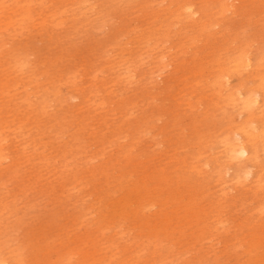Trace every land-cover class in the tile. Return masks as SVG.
I'll return each mask as SVG.
<instances>
[{"label":"rangeland","instance_id":"1","mask_svg":"<svg viewBox=\"0 0 264 264\" xmlns=\"http://www.w3.org/2000/svg\"><path fill=\"white\" fill-rule=\"evenodd\" d=\"M37 1L32 3V9L37 8L32 11L35 13L34 23L23 22L4 27L0 21V156L7 157L0 163V244L4 251L7 250L4 256L6 262L14 264L11 257L16 255L23 264H52L56 258H61V264H110L108 260L111 256L115 259L113 264H246L244 245L242 247L240 243L260 238L263 228L259 222H264V190L261 192V189L252 186L251 177H242V182L229 178L234 162L227 163L217 158L220 166L212 165L213 158L221 150L219 139L230 134L228 129L240 123L243 114H237L236 107L227 106L223 103L224 100L217 99L214 96L216 89L210 81L217 73L214 67L218 56V60H223L224 56L231 57L242 50L249 55L251 63L260 64L259 60L264 57V0H225L228 6L222 10L224 13L217 7L218 0H192L203 11L199 21L196 17L198 15L194 16L195 23L185 19L183 21L180 19L182 15L178 16L179 21L181 20L179 23L174 11H171L175 8L174 3L180 0H148L153 8L147 4V0H119L120 3L118 0H72L73 3L70 0H47L50 4L46 0H40L42 5ZM98 2L102 4L99 5ZM17 4L21 5L22 1L0 0V20L6 13H14L18 8ZM76 4H80V7ZM115 4L120 12L115 9ZM166 4L170 6H164ZM85 6L87 7L84 9ZM45 8H48V13L52 9L54 12L60 9L61 12L55 14L59 18L56 20L54 15L52 19H48L52 20V24L49 21L47 25H39L40 21L36 23V12L47 14ZM72 8L76 9L73 11ZM3 9L6 10L2 11ZM92 9L97 12H91ZM62 11L65 14L68 12V15ZM69 12L74 13V16L69 15ZM79 14L87 17L91 24L85 17L84 23L85 19ZM100 15L105 16L100 18ZM67 17L72 21L67 20ZM55 20L56 23L60 22L59 25L55 24ZM77 20L80 22L79 26ZM151 23H155L154 26L158 29H153ZM199 23L205 24V29L200 30ZM172 24L174 29L170 28ZM132 25L143 29L138 28L137 31L133 28L136 32H133L134 37L131 33ZM162 25H168L169 28ZM149 32H154L156 37H152ZM162 35L167 36L165 38ZM145 36L149 38L148 42ZM186 37L193 39L188 41ZM182 40L186 42L183 43ZM130 43L132 45L129 46ZM141 43L147 46L141 47ZM190 43H193L192 46ZM120 45L126 46V53ZM184 46H187V51ZM170 47L171 53L168 54L166 49L170 52ZM181 51L186 52L183 54ZM127 53L131 55L128 56ZM105 58L106 61L103 60ZM108 59L111 61H107ZM123 61L126 62L123 64ZM261 61L264 65V58ZM156 63L157 68L154 66ZM110 66H114L113 71ZM115 67L117 70H114ZM125 67L131 68L130 71ZM251 70L248 67L238 73H230L228 81L232 83L229 85L234 88L243 85V91L250 90L255 85ZM196 71H201V74L196 75ZM112 81L120 84L114 82L112 85ZM258 153V159L263 163L264 154L262 151ZM192 167L199 168V172L192 170ZM253 168L258 170L257 166L253 165L251 168L257 173ZM259 172L261 178H264V172ZM240 182H245L243 188ZM142 185L145 189L132 191ZM124 193L133 199L131 204L120 203ZM148 193L154 194L157 199L169 201L167 205H161L162 209L159 211H166L165 217L168 215L170 220L156 219L155 226H151L145 218L140 219L136 214V217L129 215L125 219L127 221H118L124 211L130 209L136 212L142 202L140 198ZM192 201L194 202L191 203ZM107 202L108 205L113 204L106 206ZM156 209H151L150 214L155 213ZM258 209L263 211L258 212L259 215L256 212ZM100 211L102 215L106 214L108 217L109 214H114L115 217L110 230L104 235H100V228L103 226L101 220L106 217H100ZM201 212L209 213V219L203 215L200 217L198 214ZM221 219L222 222H217ZM172 224L176 225L171 226ZM213 225L217 226L216 231ZM240 237L242 239L238 243L237 239ZM260 251L264 252V247ZM0 252L3 250L0 249ZM261 252L255 255L259 257L256 262L264 264Z\"/></svg>","mask_w":264,"mask_h":264},{"label":"bare ground","instance_id":"2","mask_svg":"<svg viewBox=\"0 0 264 264\" xmlns=\"http://www.w3.org/2000/svg\"><path fill=\"white\" fill-rule=\"evenodd\" d=\"M12 1V0H11ZM22 1V4L20 5H18V8H17V10L14 12V13H12V12H8V13H6L4 16H2L1 17V22L3 23V25H5L4 27H7V26H10V25H12V24H19V23H23V22H26V23H30V24H32V23H34L33 22V20H34V14L32 13V11H33V9H32V3H34L33 1L34 0H21ZM39 1V3H40V5H42L41 4V1L40 0H38ZM37 1V2H38ZM45 1V0H44ZM43 1V2H44ZM53 1V0H52ZM55 1V0H54ZM59 1V0H58ZM72 3H73V1L72 0H70ZM70 1H68V2H70ZM95 1H98V0H95ZM101 1V0H100ZM119 1V0H118ZM122 1V0H121ZM121 1H119V3L121 2ZM127 1V0H126ZM172 1V0H171ZM176 1H178V0H176ZM198 1V0H197ZM202 1V0H201ZM200 1V2H201ZM204 1H206V0H204ZM36 2V1H35ZM46 2H47V0H46ZM45 2V3H46ZM48 2H50L49 0H48ZM47 2V3H48ZM63 2H64V0H63ZM63 2H61V4H63ZM66 3H67V1H65ZM70 2V3H71ZM115 2H117V1H115ZM124 2V1H123ZM122 2V3H123ZM173 2V1H172ZM172 2H171V4H172ZM218 2H219V4H218V8L221 10V12H223L222 10H225L226 8H227V4L228 3H226V2H229V1H227L226 0V2H225V0H218ZM260 1H258V3H259ZM10 3V2H9ZM16 3V1L14 2V4ZM38 3V4H39ZM46 3V4H47ZM71 3V4H72ZM74 3H76V1L74 2ZM78 3V2H77ZM93 2H91V4H92ZM97 3V2H96ZM103 3H104V1H103ZM108 3H109V1H108ZM111 3H112V1H111ZM126 3V2H125ZM128 4H129V1L127 2ZM146 3V2H145ZM203 3V2H202ZM232 3V2H231ZM48 4H50V3H48ZM69 4V3H68ZM67 4V5H68ZM98 4H99V2H98ZM102 3H100L99 5H101ZM105 4H107V3H105ZM118 4V3H117ZM117 4H115L116 5V7H115V9H117ZM135 4V3H134ZM147 4H148V0H147ZM146 4V5H147ZM151 4V3H150ZM150 4H148V5H150ZM168 4H170V2L168 3ZM168 4H166V5H164V6H167ZM170 4V5H171ZM195 3L192 1V0H180L179 2H176V3H174V9L173 10H171V11H174V14L177 16V18H178V16L179 15H182V18H180V19H185L186 21L187 20H189V21H191V22H194L195 20H196V17H197V20L202 16V14L201 13H203V11L201 10V7H200V9L199 8H197L195 5H194ZM204 5H205V2L203 3ZM202 4V5H203ZM257 4V3H256ZM17 5H16V7H17ZM58 5L60 6V4L58 3ZM77 5V4H76ZM75 5V6H76ZM80 4H78L77 6H79ZM87 5V4H86ZM89 5V4H88ZM97 5V4H96ZM109 6L108 7H110V4H108ZM125 5V4H124ZM141 5V4H140ZM145 5V6H146ZM170 5H168V6H170ZM227 5V6H226ZM234 5V4H233ZM11 6H13V5H11ZM11 6H9V10H10V8H11ZM34 6H38V5H34ZM49 6V7H48ZM47 7L49 8V9H51L50 8V5H48ZM54 6H55V4H54ZM84 6V5H83ZM98 6V5H97ZM122 6V5H121ZM120 6V7H121ZM126 6V5H125ZM128 6V5H127ZM144 6V7H145ZM163 6V5H162ZM171 6H173V5H171ZM15 7V8H16ZM39 7V6H38ZM42 7H44V5L42 6ZM46 7V6H45ZM64 7H66V6H64ZM69 7H71V6H69ZM73 7H74V5H73ZM80 7V6H79ZM82 7V6H81ZM87 6H85V7H83L84 9L86 8ZM94 7V6H93ZM107 7V6H106ZM147 7H149V6H147ZM150 7H152L151 5H150ZM150 7L148 8V9H150ZM203 7H205V6H203ZM231 7H234V6H232L231 5ZM48 8H45L46 9V11H47V14H44V12L42 13L41 11L38 13V12H36L37 14V16H36V18L38 19V21H36V23H39V21H40V24L39 25H47V22H49L50 20H48V19H52L53 17H54V15L56 14V12H58V14L61 12L60 11V9L58 10V11H56V12H54L53 11V9H52V11H50L49 13H48ZM52 8H53V6H52ZM59 8V7H58ZM58 8H56V9H58ZM96 8V7H95ZM98 8H99V6H98ZM102 8V7H101ZM111 8V7H110ZM122 8V7H121ZM153 8V7H152ZM155 8V7H154ZM159 8H161V9H163L164 7H159ZM208 8V7H207ZM35 9H37V8H35ZM34 9V10H35ZM66 9V8H65ZM76 9V8H75ZM74 8H72V10L74 11L75 10ZM80 9V8H79ZM79 9L77 10V11H79ZM82 9V8H81ZM232 9V8H231ZM6 9H3L2 11H5ZM43 10H44V8H43ZM68 10V9H67ZM70 10H71V8H70ZM83 10V9H82ZM89 10V9H88ZM96 10H97V8H96ZM95 9L93 10L92 9V11L91 12H93V11H96ZM100 10V9H99ZM101 10H103V8L101 9ZM108 10V9H107ZM118 10L119 9H117V12H118ZM125 10V9H124ZM136 10V9H135ZM168 10V9H167ZM201 10V11H200ZM64 11V10H63ZM62 11V12H63ZM77 11L75 12V13H77ZM98 11V10H97ZM96 11V12H97ZM112 11H114V10H112ZM141 11V10H140ZM144 11H147V9L146 10H144ZM144 11H143V13H144ZM169 11V10H168ZM65 12V11H64ZM63 12V13H64ZM82 12H84V10L82 11ZM91 12H89V13H91ZM95 12V13H96ZM101 11H99V13H100ZM116 12V11H115ZM119 12H120V10H119ZM121 12H122V10H121ZM154 12V11H153ZM161 12V11H160ZM167 12V11H166ZM205 12V11H204ZM209 12V11H208ZM220 12V13H221ZM68 13V12H67ZM65 14V15H68V14ZM79 13H80V11H79ZM94 13V14H95ZM107 13V12H106ZM111 13V12H110ZM125 13V12H124ZM138 13V12H137ZM150 13H152V12H150ZM171 13V12H170ZM207 13V12H206ZM224 13V12H223ZM71 14H73V16H74V13H71V12H69V15H71ZM78 14V13H77ZM77 14H75V15H77ZM87 14V13H86ZM108 14V13H107ZM131 14V13H130ZM140 14V13H139ZM158 14V13H157ZM162 14V13H161ZM163 14H165V12L163 13ZM205 14V13H204ZM225 14H226V11H225ZM57 15V14H56ZM56 15H55V19L57 18L56 17ZM80 16H82L81 14H79ZM93 15V14H92ZM106 15V14H105ZM105 15H100V18H101V16H105ZM133 15V14H132ZM196 15H198V16H196ZM219 15V14H218ZM217 15V16H218ZM59 16V15H58ZM120 16V15H119ZM141 16V15H140ZM194 16H196V17H194ZM219 16H224L223 14L222 15H219ZM34 17V18H33ZM60 17H62V16H60ZM64 17V16H63ZM85 17V16H84ZM83 16L81 17V18H83V19H87V17H85L84 18ZM91 17V16H90ZM89 17V18H90ZM97 17V16H96ZM96 17H93V18H96ZM133 17V16H132ZM153 17H155V16H153ZM156 17H157V15H156ZM155 17V18H156ZM214 17H216L215 15H214ZM59 18V17H58ZM57 18V19H58ZM131 18V17H130ZM163 18H165V16H163ZM207 18V17H206ZM56 19V20H57ZM60 19H62V18H60ZM71 19V18H70ZM70 19H68V17H67V20H70ZM78 19V18H77ZM86 19L84 20V23H85V21H86ZM121 19V18H120ZM119 19V20H120ZM124 19V18H123ZM157 19V18H156ZM169 19H171V17L169 18ZM172 19H174V16H172ZM56 20H55V24H58L59 25V23L60 22H57L56 23ZM64 20H66V17H64ZM73 20H74V18H73ZM80 20V19H79ZM89 19H87V22H90V20L88 21ZM92 20V19H91ZM100 20V19H99ZM103 20V19H102ZM106 20V19H105ZM104 20V21H105ZM132 20V19H131ZM133 20H134V18H133ZM152 20H153V18H152ZM161 20V19H160ZM178 21H179V18L177 19ZM185 20H183V21H185ZM225 20V19H224ZM52 21V20H51ZM51 21H50V23H51ZM71 21H72V19H71ZM75 21V20H74ZM78 21V20H77ZM95 20H93V22H94ZM113 21V20H112ZM148 21H151V20H148ZM168 21V20H167ZM174 21V20H173ZM182 21V22H183ZM199 21V20H198ZM201 21V20H200ZM54 22V21H53ZM62 22H64V21H62ZM68 22V21H67ZM81 22H83V20L81 21ZM117 22V21H116ZM166 22V21H165ZM170 22H171V20H170ZM181 22V20L179 21V23ZM205 22V21H204ZM77 23V22H76ZM98 23V22H97ZM140 23V22H139ZM143 23V22H142ZM158 23H159V21H158ZM169 23V22H168ZM179 23H177V25L179 24ZM195 23V22H194ZM203 23V22H202ZM202 23H199L200 25H199V27H200V30H202L201 28H204V25L205 24H203L202 25ZM1 24V23H0ZM52 24V23H51ZM54 24V25H55ZM64 24V23H63ZM69 24V23H68ZM70 24H72V23H70ZM79 24H80V22L78 21V26H79ZM90 24H91V22H90ZM90 24H88V25H90ZM94 24V23H93ZM92 24V25H93ZM100 24V23H99ZM102 24H104V23H102ZM127 24V23H126ZM144 24H145V22H144ZM150 24V23H149ZM154 24L155 23H153V25H152V23H151V25L152 26H154ZM166 24V23H165ZM189 24V23H188ZM214 24H216L217 25V23L215 22ZM38 25V24H37ZM57 25V26H58ZM60 25H62V24H60ZM73 25H74V23H73ZM72 25V26H73ZM81 25H82V23H81ZM80 25V26H81ZM87 25V26H88ZM161 25V24H160ZM171 25V24H170ZM169 25V26H170ZM173 25L174 24H172V27L170 26V28H173L174 29V27H173ZM180 25H182V24H180ZM184 25H186V24H184ZM191 25V24H190ZM213 25V24H212ZM211 25V26H212ZM221 25V24H220ZM57 26H55V27H57ZM84 26V25H83ZM86 26V25H85ZM98 26H100V25H98ZM118 26V25H117ZM133 26V25H132ZM131 26V27H132ZM136 26V25H135ZM135 26H133L132 27V30H131V33L133 34V32H135L134 30L136 29H138V28H136ZM140 26V25H139ZM142 26V25H141ZM151 26V27H152ZM163 26V25H162ZM168 26V25H167ZM167 26H163V27H166V28H169V27H167ZM183 26V25H182ZM194 26H196V25H194ZM211 26H209V27H211ZM214 26V25H213ZM75 27V26H74ZM92 27V26H91ZM127 27V26H126ZM129 27V26H128ZM146 27V26H145ZM147 27L149 28V29H151L148 25H147ZM155 27H157V26H154V28L153 29H158V28H155ZM160 27V26H159ZM209 27L207 28L206 27V29L207 30H209ZM71 28H73V27H71ZM76 28V27H75ZM74 28V29H75ZM81 28V27H80ZM84 28V27H83ZM95 28V27H94ZM98 28V27H97ZM118 28V27H117ZM133 28H135V29H133ZM143 28H144V26H143ZM148 28H146V29H148ZM161 28V27H160ZM175 28H178V26L177 27H175ZM181 28V27H180ZM88 29V28H87ZM89 29H90V27H89ZM139 29H142V28H139ZM172 29V30H173ZM185 29V28H184ZM183 29V30H184ZM186 29H187V27H186ZM193 29V28H192ZM191 29V30H192ZM196 29V28H195ZM198 29V28H197ZM205 29V28H204ZM211 29H212V27H211ZM65 30V29H64ZM124 30H125V27H124ZM123 30V31H124ZM129 30V31H130ZM143 30V29H142ZM161 30H162V28H161ZM165 30H167V29H165ZM177 29H175V31H176ZM182 30V29H181ZM180 30V31H181ZM187 30H189V29H187ZM190 30V31H191ZM206 30V31H207ZM259 30V29H258ZM92 31V30H91ZM93 31H95V29L93 30ZM108 31V30H107ZM119 31H121V30H119ZM128 31V30H127ZM128 31V32H129ZM138 31V30H137ZM144 31H146V30H144ZM143 31V32H144ZM150 31V30H149ZM152 31V30H151ZM169 31V30H168ZM167 31V32H168ZM174 31V32H175ZM180 31H179V33H180ZM205 31V30H204ZM213 31H214V29H213ZM71 32V31H70ZM84 32V31H83ZM111 32H112V30H111ZM140 32V31H139ZM156 32H158V31H156ZM161 32V31H160ZM162 32H165L164 30L162 31ZM161 32V34H163L164 35V33H162ZM166 32V33H167ZM173 32V31H172ZM225 32V31H224ZM224 32H221V33H224ZM77 33V32H76ZM82 33V32H81ZM87 33V32H86ZM125 33H127L126 31H125ZM130 33V32H129ZM130 33V34H131ZM136 33V32H135ZM150 33V32H149ZM154 33V32H153ZM153 33H150V34H152L153 35ZM178 33V34H179ZM183 32H181V34H182ZM206 33V32H205ZM211 34H213L212 32H210ZM209 33V34H210ZM220 33V34H221ZM111 34V33H110ZM122 34V33H121ZM142 34V33H141ZM143 34H145L146 36H147V34L146 33H143ZM155 34H157V33H155ZM168 34H170V33H168ZM172 35H173V33H171ZM170 34V35H171ZM177 34V35H178ZM180 34V35H181ZM228 34V33H227ZM79 35H81V34H79ZM162 35V37H165V36H167V35H165V36H163ZM169 35V36H170ZM179 35V36H180ZM183 35H185V32H184V34ZM193 35H195V34H193ZM199 35V34H198ZM207 35H208V32H207ZM214 35H217V33L216 34H214ZM214 35H212V36H214ZM222 35V34H221ZM118 36V35H117ZM135 35L133 34V37H134ZM145 36V37H146ZM155 35H153L152 37H154ZM159 36V35H158ZM189 36H192L191 34L189 35ZM197 35H195V37H196ZM211 36V35H210ZM69 37V36H68ZM67 37V38H68ZM114 37V36H113ZM119 37V36H118ZM126 37L128 38V36L126 35ZM130 37V36H129ZM150 38H151V36H149ZM156 37V36H155ZM180 37H182V36H180ZM194 37V36H193ZM193 37L192 38H187L186 37V39L188 40H192L193 39ZM228 37V36H227ZM226 37V39H228ZM74 38V37H73ZM115 38H116V36H115ZM142 38V37H141ZM146 38H148V37H146ZM146 38H144V39H146ZM166 38V37H165ZM170 38V37H169ZM171 38H173V37H171ZM199 38V40H200V37H198ZM263 38V37H262ZM63 39V38H62ZM69 39V38H68ZM77 39V38H76ZM93 39V38H92ZM112 39V38H111ZM110 39V40H111ZM117 39V38H116ZM130 39V38H129ZM132 39V38H131ZM139 39V38H138ZM143 39V40H144ZM152 39V38H151ZM150 39V41H152ZM154 40H155V38H153ZM159 39H160V37H159ZM167 39H168V37H167ZM197 39V38H196ZM224 40H225V38H223ZM106 40V39H105ZM125 40V39H124ZM132 40H134V39H132ZM137 40V39H136ZM140 40V39H139ZM166 40V39H165ZM172 40V39H171ZM173 40H174V38H173ZM188 40V41H189ZM120 41H122V39L120 40ZM142 41V40H141ZM149 41V38H148V40H147V42ZM169 41V40H168ZM198 41V40H197ZM4 42V41H3ZM116 42V41H115ZM124 43L126 42V41H123ZM133 42H135L136 43V41H133ZM182 42H183V40H182ZM181 42V43H182ZM186 42V41H185ZM185 42H183V43H185ZM193 42V41H192ZM205 42V41H204ZM114 42H112V44H113ZM119 43V42H118ZM127 43V42H126ZM135 43H133V44H135ZM139 43H140V41H139ZM145 44H146V41L144 42ZM163 43H165V42H163ZM180 43V44H181ZM197 43V42H196ZM199 43V42H198ZM197 43V44H198ZM227 43V42H226ZM109 44V43H108ZM111 44V45H112ZM166 44V43H165ZM191 44V43H190ZM193 44V43H192ZM192 44H191V46H192ZM200 44V43H199ZM102 45V44H101ZM104 45V44H103ZM116 45V44H115ZM122 45V44H121ZM120 45V46H121ZM130 45H132L131 43L129 44V46ZM136 45V44H135ZM134 45V46H135ZM142 45H144V44H142L141 43V47H142ZM171 45V44H170ZM194 45H196V44H194ZM232 45V44H231ZM18 46V45H17ZM113 46V45H112ZM138 46H140V45H138ZM147 46V45H146ZM145 45H144V48L146 47ZM154 46V45H153ZM152 46V47H153ZM157 46V43L155 44V47ZM160 46H162V45H160ZM164 46V45H163ZM181 46V45H180ZM179 46V47H180ZM189 46V45H188ZM191 46H189V47H191ZM211 46V45H210ZM229 46V45H228ZM104 47V46H103ZM106 47V46H105ZM107 47H108V45H107ZM113 47H115V46H113ZM112 47V48H113ZM122 47V46H121ZM121 47H119V48H121ZM123 47H125V48H123ZM122 47V50H124V49H126V46H123ZM132 48H133V46H131ZM148 47H149V45H148ZM147 47V48H148ZM151 47V46H150ZM159 47V46H158ZM157 47V48H158ZM164 47H166V46H164ZM172 47V46H171ZM171 47H170V52L166 49V51L168 52V54H170L171 53ZM183 47V46H182ZM181 47V48H182ZM185 47V49L184 50H186L187 48V46H184ZM217 47H219V46H217ZM110 49H109V51L111 50V47H109ZM128 48V47H127ZM143 48V49H144ZM146 48V49H147ZM156 48V49H157ZM162 48V47H161ZM176 48V47H175ZM174 48V49H175ZM203 48V47H202ZM241 48V47H240ZM249 48V47H248ZM115 49V48H114ZM135 49V48H134ZM142 49V50H143ZM149 49V48H148ZM151 49V48H150ZM153 49V48H152ZM176 49H178V48H176ZM175 49V50H176ZM84 50V49H83ZM119 50V49H118ZM118 50H116L117 52H118ZM127 50V49H126ZM126 50H124L123 52H125ZM129 50V49H128ZM132 49H130V51H131ZM158 50V49H157ZM161 50V49H160ZM175 50H173V51H175ZM183 50V49H182ZM194 50H195V48H194ZM193 50V51H194ZM214 50V49H213ZM243 50H244V48H243ZM105 51H106V49H105ZM119 51H121V50H119ZM135 51V50H134ZM145 51V50H144ZM144 51H142V52H144ZM153 51H154V49H153ZM152 51V52H153ZM165 51V50H164ZM187 51V50H186ZM186 51H181L182 53L183 52H186ZM190 51H192V50H190ZM101 52H102V50H101ZM107 52V51H106ZM113 51L111 50V53H112ZM127 52V51H126ZM125 52V53H126ZM129 52V51H128ZM151 52V53H152ZM155 52V51H154ZM212 52V51H211ZM228 52V51H227ZM263 52V51H262ZM100 53V52H99ZM120 53V52H119ZM134 53V52H133ZM149 53V52H148ZM173 53H175V52H173ZM178 53H180L179 52V50H178ZM177 53V54H178ZM187 53H189V51L187 52ZM195 53V52H194ZM101 54H103V53H101ZM104 54H105V52H104ZM124 54V53H123ZM131 54H132V52H131ZM131 54H128L127 53V55L128 56H130ZM164 54V53H163ZM184 54V53H183ZM200 54V53H199ZM198 54V55H199ZM205 54V53H204ZM214 54V53H213ZM227 54V53H226ZM10 55V54H9ZM106 55H108V54H106ZM112 55V54H111ZM116 55V54H115ZM126 55V56H127ZM138 55V54H137ZM147 55V54H146ZM161 55V54H160ZM165 55H166V53H165ZM180 55V54H179ZM185 55H186V53H185ZM188 55V54H187ZM192 55V54H191ZM217 55H218V53L216 54V57H217ZM223 55V54H222ZM221 55V56H222ZM24 56V55H23ZM100 56V55H99ZM98 56V59L100 58ZM102 56V55H101ZM127 56V57H128ZM133 56H135V55H133ZM162 56V55H161ZM183 56V55H182ZM195 56V55H194ZM204 56V55H203ZM202 56V57H203ZM227 56V55H226ZM249 55L245 52V51H242V50H238V52H236L234 55H232L231 57H225L224 56V58L225 59H223V60H218L217 58L218 57H220V56H218L217 58H216V67H214L215 68V70L217 71V73L216 74H214V77H213V79L210 81V84L216 89V93L214 92V96L217 98V99H221V100H224V102L223 103H225L227 106L228 105H230V106H234V107H236V111H237V114H243V115H241L242 117H241V119H240V123H236L235 125H234V127H232V128H230V129H228L229 131H230V134L227 136V135H225V136H227V137H225V138H222L221 140L219 139V146H220V148H221V150H220V148H219V150H220V152H219V154L217 155V156H215L214 158L212 157V156H210L211 158H213L214 159V161H212L213 163H212V165L213 166H220L219 165V162L217 161V158H221V160L220 161H223V162H234L235 163V165L234 166H232V168H233V171H232V175H231V177H229V178H231V179H233V180H235V182L236 181H238L239 182V180L242 178V177H251V183H253L252 184V186H254V187H256L258 190H260L261 189V192H263V190H264V178H261V173L259 172V171H261V172H264V162L263 163H261L260 161H259V159H258V156H259V151H262V153L264 154V65H262L263 63H261L262 61H261V59L262 58H264V57H262L260 60H259V62H260V64L257 62L256 64H253V63H251V60H250V58L248 57ZM105 57V56H104ZM108 57H109V55H108ZM117 58L118 57V55L117 56H113V59L114 58ZM122 57V56H121ZM125 57V56H124ZM136 57H138L139 58V56H136ZM141 57V56H140ZM143 57H144V54H143ZM160 57V56H159ZM158 57V58H159ZM163 57V56H162ZM196 57V56H195ZM194 57V58H195ZM201 57V58H202ZM19 58V57H18ZM107 58V57H106ZM106 58L105 59H103V60H105L106 61ZM142 58V57H141ZM158 58H155L156 60L158 59ZM164 58V57H163ZM162 58V59H163ZM183 58V57H182ZM197 58V57H196ZM209 58V57H208ZM212 58V57H211ZM210 58V59H211ZM215 58H213V59H215ZM110 59V58H109ZM107 60V61H111L112 60V56H111V60ZM119 59H121L120 57H119ZM123 59V58H122ZM135 59V58H134ZM146 59L147 58H145V61H146ZM151 59V58H150ZM153 59V58H152ZM203 59V58H202ZM212 59V60H213ZM14 60L16 61L17 60V57H15L14 58ZM102 60V61H103ZM124 60V59H123ZM126 60H128V59H126ZM140 60V59H139ZM138 60V61H139ZM159 60V59H158ZM161 60V59H160ZM167 60V59H166ZM199 60V59H198ZM92 61V60H91ZM104 61V62H105ZM119 61H121V60H119ZM131 61H135L136 62V60H131ZM130 61V62H131ZM143 61V60H142ZM151 61V60H150ZM152 61H154V59L152 60ZM184 61V60H183ZM186 61V60H185ZM190 61L192 62V60L190 59ZM203 61V60H202ZM208 61V60H207ZM257 61V60H256ZM255 61V62H256ZM90 62V61H89ZM97 62V61H96ZM103 62V63H104ZM126 62V61H125ZM124 61H123V64L125 63ZM139 62H141V60L139 61ZM159 62V61H158ZM169 63H171V61H168ZM189 62V61H188ZM203 62H205V60L203 61ZM106 63V62H105ZM118 64V63H121V62H113V64ZM129 63V62H128ZM128 63H126V64H128ZM162 64H164L163 62H161ZM167 63V62H166ZM193 63V62H192ZM195 63V62H194ZM193 63V64H194ZM198 63V62H197ZM110 64V63H109ZM130 64H132V63H130ZM134 64V63H133ZM149 64V63H148ZM159 64V63H158ZM180 64V63H179ZM186 64V63H185ZM204 64V63H203ZM202 64V65H203ZM18 65V64H17ZM101 65V64H100ZM105 65V64H104ZM108 65V64H107ZM139 65V64H138ZM146 65V64H145ZM155 65H157V63L156 64H154V66ZM166 65V64H165ZM167 65H168V63H167ZM166 65V66H167ZM198 65V64H197ZM206 65H207V62H206ZM209 65V64H208ZM27 66V65H26ZM137 66V65H136ZM161 66V65H160ZM194 66H196V64L194 65ZM263 66V67H262ZM15 67V66H14ZM114 66H112V68H113ZM116 67H118V66H116ZM116 67H115V69L114 70H117L116 69ZM120 67V66H119ZM132 67V66H131ZM140 67V66H139ZM148 67V66H147ZM158 67H159V65H158ZM168 67V66H167ZM251 68L252 70H251V72H250V74H251V76L253 77V81L255 82V85L252 87V88H250V90H242L241 88H242V86L243 85H241V86H239V87H237V88H234L232 85L230 86L229 84L230 83H232V82H229L228 81V78L230 77V73H238L239 71H241V70H245L246 68ZM103 68V70H106V72H107V69H104V67H102ZM102 68H99V69H101L102 70ZM110 68H111V66H110ZM111 68V69H112ZM123 68V67H122ZM126 69H127V67H125ZM138 68V67H137ZM155 68H157V66H155ZM199 68V67H198ZM207 68V67H206ZM95 69V68H94ZM118 69H120V68H118ZM126 69H124L125 71H126ZM131 69V68H130ZM130 69H127V70H129L130 71ZM134 69V68H133ZM132 69V70H133ZM136 69V68H135ZM160 69V68H159ZM159 69H157V71L159 70ZM195 69H196V67H195ZM210 69V68H209ZM102 70V71H103ZM122 71H123V69H121ZM120 70V71H121ZM131 70V71H132ZM137 70V69H136ZM152 71H153V68L151 69ZM151 70H150V72H151ZM166 70V69H165ZM178 70V69H177ZM188 70V69H187ZM248 70V69H247ZM246 70V71H247ZM101 71V72H102ZM112 71H113V69H112ZM119 71V70H118ZM125 71H124V73H125ZM161 71V70H160ZM105 72V71H104ZM103 72V73H104ZM133 72H136V71H133ZM150 72H149V74H150ZM159 72V71H158ZM243 72V71H242ZM102 73V74H103ZM109 73H111V72H109ZM113 73V72H112ZM120 73V72H119ZM118 73V74H119ZM155 73H157V72H155ZM115 74H117V72L115 73ZM148 74V75H149ZM189 74V73H188ZM190 74H192V73H190ZM189 74V75H190ZM195 74L196 75H200L201 74V71H196L195 72ZM121 75V74H120ZM119 75V76H120ZM125 75V74H124ZM123 75V76H124ZM143 75H145V74H143ZM147 75V76H148ZM153 75V74H152ZM188 75V76H189ZM209 75V74H208ZM212 75V74H211ZM240 75V74H239ZM72 76V75H71ZM118 76V75H117ZM151 76V75H150ZM193 76V75H192ZM65 77V76H64ZM108 77V76H107ZM111 77V76H110ZM115 77V76H114ZM126 77H128L127 75H126ZM194 77V76H193ZM96 78V77H95ZM98 78V77H97ZM116 78V77H115ZM120 78V77H119ZM118 78V79H119ZM122 78V77H121ZM125 78V77H124ZM124 78H122V79H124ZM129 78V77H128ZM201 78V77H200ZM209 78V77H208ZM233 78V77H232ZM235 78V77H234ZM29 79V78H28ZM121 79V80H122ZM140 79V78H139ZM245 79V78H244ZM251 79V78H250ZM24 80V79H23ZM113 80H115V79H113ZM120 80V79H119ZM144 80V79H143ZM66 81V80H65ZM124 81V80H123ZM126 81H128V80H125V82ZM189 81V80H188ZM196 81V80H195ZM199 81V80H198ZM231 81V80H230ZM242 81V80H241ZM74 82V81H73ZM114 82L118 85V83H117V81H112V85L114 84ZM229 82V83H228ZM240 82V81H239ZM4 83V82H3ZM109 83H110V81H109ZM130 82L128 81V84H129ZM139 83V82H138ZM242 83V82H241ZM107 84V83H106ZM120 84V83H119ZM127 84V83H126ZM131 84V83H130ZM239 83H237V85H238ZM109 85V84H108ZM111 85V86H112ZM123 85V84H122ZM196 85V84H195ZM229 87H228V86ZM250 85V84H249ZM91 86V85H90ZM115 87H116V85H114ZM121 86V85H120ZM129 86V85H128ZM144 86V85H143ZM187 86V85H186ZM247 86V85H246ZM211 87V86H210ZM236 87V86H235ZM75 88V87H74ZM127 88V87H126ZM212 88V87H211ZM14 89V88H13ZM120 89V88H119ZM209 89V88H208ZM37 90V89H36ZM212 90H213V88H212ZM118 91V90H117ZM122 91V90H121ZM92 93V92H91ZM224 93H225V95H224ZM202 94V93H201ZM212 94V93H211ZM133 96V95H132ZM131 96V97H132ZM180 96V95H179ZM75 97L76 98H79V96H77V95H75ZM172 97V96H171ZM129 98V97H128ZM174 98V97H173ZM189 101V100H188ZM211 101V100H210ZM131 102V101H130ZM198 104V103H197ZM218 104V103H217ZM222 104V103H221ZM223 105V104H222ZM225 105V106H226ZM191 106V105H190ZM199 106V105H198ZM213 106V105H212ZM229 106V107H230ZM233 107V108H234ZM231 108V107H230ZM134 109V108H133ZM195 109V108H194ZM193 109V110H194ZM225 109V108H224ZM192 110V109H191ZM206 110V109H205ZM125 111V110H124ZM203 111V110H202ZM220 111V110H219ZM232 111H233V109H232ZM111 113V112H110ZM226 113H227V111H226ZM229 113H230V110H229ZM235 114V113H234ZM126 116V115H125ZM229 116V115H228ZM232 116V115H231ZM230 116V117H231ZM232 119H233V117H231ZM238 118V117H237ZM228 119V118H227ZM236 120V119H235ZM20 121V120H19ZM231 121V120H230ZM54 123V122H53ZM231 134H233L232 135V137L230 136ZM115 139V138H114ZM154 141V140H153ZM156 143V142H155ZM152 144V143H151ZM150 146V145H149ZM174 149V148H173ZM218 149V148H217ZM38 152V151H37ZM218 153V152H217ZM28 154V153H27ZM80 154V153H79ZM261 154V153H260ZM216 155V154H215ZM262 155V154H261ZM123 156V155H122ZM97 157V156H96ZM209 157V158H210ZM7 157L6 156H0V163H1V161H3V160H5ZM262 159H264V157L262 158ZM93 160H95V159H93ZM263 161V160H262ZM226 165H229V164H226ZM225 165V167H227ZM253 165H256L257 166V168H258V170H256L255 168H253V169H255L256 171H257V173H254L252 170H251V168H252V166ZM206 166V165H205ZM203 167V166H202ZM210 167V166H209ZM224 167V168H225ZM230 167V166H229ZM228 168V167H227ZM192 170H194L195 169V171L196 172H199V168H197L196 169V167H192L191 168ZM214 169H216L215 167H214ZM229 169V168H228ZM200 170H201V168H200ZM213 170V169H212ZM231 170V169H230ZM202 171V170H201ZM200 171V172H201ZM194 172V171H193ZM203 172V171H202ZM212 172V171H211ZM259 172V173H258ZM206 173H208V172H206ZM219 173H220V171H219ZM224 173H226V172H224ZM197 174V173H196ZM202 174V173H201ZM204 175H205V173H204ZM214 175V174H213ZM215 175H217L216 173H215ZM221 174H218V176H220ZM225 175V174H224ZM227 175V174H226ZM225 175V176H226ZM31 176V175H30ZM195 176H198V175H195ZM209 176H211V175H209ZM208 177V176H207ZM212 177V176H211ZM221 177V176H220ZM222 177H224V176H222ZM132 178V177H131ZM228 178V179H229ZM208 179V178H207ZM211 179V178H210ZM209 179V180H210ZM224 179H227V178H224ZM224 179H223V181H224ZM247 179V178H246ZM181 180V179H180ZM208 180V181H209ZM214 180V179H213ZM243 180H244V178H243ZM217 180H215V182H216ZM219 181H220V179H219ZM222 181V182H223ZM226 181V180H225ZM229 181V180H228ZM241 181V180H240ZM167 182V181H166ZM214 182V181H213ZM212 182V183H213ZM214 182V183H215ZM227 182V181H226ZM242 182V181H241ZM240 182V183H241ZM248 182V181H247ZM168 183H169V181H168ZM209 183V182H208ZM219 183V182H218ZM224 183V182H223ZM231 183V182H230ZM245 183V182H244ZM244 183H241V187H242V185L244 184ZM115 184V183H114ZM216 184V183H215ZM226 184V183H225ZM126 185V184H125ZM169 185V184H168ZM222 185V184H221ZM220 185V186H221ZM72 186V185H71ZM120 186H121V184H120ZM237 187H239L238 186V184L236 185ZM251 186V185H250ZM80 187V186H79ZM83 187H85V186H83ZM222 187H224V185L222 186ZM233 186H231V188H232ZM247 187V186H246ZM253 187V188H254ZM123 188L125 189V187L123 186ZM217 188H219L218 186H217ZM221 188V187H220ZM227 188V187H226ZM229 188V187H228ZM236 188V187H235ZM243 188V187H242ZM248 188V187H247ZM252 188V189H253ZM120 189H122V187L120 188ZM143 189H145L144 188V186L142 185V186H139V187H136L135 189H133L132 191L133 192H135V191H141V190H143ZM234 189V188H233ZM232 189V190H233ZM236 189H238V188H236ZM123 190V189H122ZM121 190V191H122ZM239 190V189H238ZM249 190H251V189H249ZM118 191V190H117ZM120 191V192H121ZM226 191H227V189H226ZM225 191V192H226ZM229 191V190H228ZM125 192V191H124ZM224 192V191H223ZM224 192V193H225ZM230 192V191H229ZM229 192L227 193V194H229ZM237 192V191H236ZM245 192V191H244ZM261 192H259L260 194H261ZM224 193L222 194V195H224ZM248 193V192H247ZM246 193V194H247ZM253 193H255L254 191H253ZM256 193H258V192H256ZM111 194V193H110ZM241 194V193H240ZM249 194V193H248ZM235 195V194H234ZM263 195V194H262ZM221 196V195H220ZM236 196V195H235ZM240 196H242V195H240ZM244 196V195H243ZM246 196V195H245ZM244 196V197H245ZM256 196V195H255ZM261 196V195H260ZM109 197H110V195H109ZM217 197V196H216ZM227 197H229L230 198V196H227ZM233 197V196H232ZM243 197V198H244ZM189 198L191 199L192 197H190L189 196ZM229 198H227L228 200H229ZM239 198V197H238ZM246 198V197H245ZM252 198V197H251ZM100 199V198H99ZM141 200H142V202H140L139 203V207L137 208V211L136 212H132L130 209H129V211H124V213H121V217L119 216V218H118V221H123V220H125L126 218H128L129 217V215H132V216H134V217H136V214H138V216L140 217V219L141 218H145V220L147 221V222H149L150 224H151V226H155V220L156 219H165L166 221H168V220H170L171 218L168 216V215H166V217H165V213H166V211H159V209H162V207H161V205H163V204H168L169 203V201L168 200H166V199H157L156 197H154V194H146V196H144L143 198L141 197L140 198ZM225 199V198H224ZM223 199V200H224ZM230 199H233V198H230ZM236 199V198H235ZM234 199V200H235ZM241 199V198H240ZM249 199H250V195H249ZM258 199V198H257ZM262 199V198H261ZM101 200H102V198H101ZM220 200H222V199H220ZM219 200V201H220ZM227 200V201H228ZM244 200H247L248 201V199H244ZM256 200V199H255ZM254 200V201H255ZM258 200H260V199H258ZM195 201V200H194ZM194 201H192L191 203H193ZM226 201V202H227ZM250 201V200H249ZM96 202V201H95ZM104 202H106V201H104ZM133 202V199L131 198V197H129L128 195H126L125 193L124 194H122V200H121V202L120 203H123L124 205H129V204H131ZM232 202V201H231ZM244 202V201H243ZM253 202V201H252ZM256 202V201H255ZM240 203V202H239ZM248 203V202H247ZM251 203V202H250ZM113 204V203H112ZM111 203L108 205V202L106 203V206H110V205H112ZM235 204V203H234ZM241 204V203H240ZM264 204V203H263ZM233 205V204H232ZM241 205H243V204H241ZM257 205H259L258 203H257ZM165 206V205H164ZM163 206V207H164ZM244 206V205H243ZM242 206V207H243ZM252 206V205H251ZM261 207H263V205H260ZM104 207H105V205H104ZM156 207H158V209H156ZM226 207V206H225ZM229 206H227V208H228ZM236 207V206H235ZM241 207V208H242ZM253 207H255V206H253ZM226 208V209H227ZM258 208V207H257ZM260 208V207H259ZM151 209H156V212L155 213H153V214H150V211H151ZM220 209V208H219ZM212 210V209H211ZM214 210H216V209H214ZM245 210V209H244ZM262 210H264V209H262ZM98 211V210H97ZM96 212V211H95ZM254 212H255V209H254ZM257 213L258 212H263V211H261L260 209H258L257 211H256ZM106 213V212H105ZM216 213V212H215ZM245 213H246V211H245ZM247 213H248V211H247ZM246 213V214H247ZM250 213H252V211L250 212ZM103 213H101V211H100V213L98 214L100 217H106V219H104V220H101L102 221V223H103V226H102V228H100V230H102V232L100 233V235H104V233L105 232H107V230L109 229L110 230V227H111V225L114 223V214H109V216L107 217V215L105 214V215H102ZM208 214L209 213H207V212H203V214H202V212L200 213V214H198L200 217H202V215L205 217V218H207V220L209 219V216H208ZM213 214V213H212ZM217 214V213H216ZM223 214V213H222ZM221 214V215H222ZM241 214H243L242 212H241ZM215 215V214H214ZM220 215V216H221ZM230 215V214H229ZM249 215H251V214H249ZM248 215V216H249ZM258 215H259V213H258ZM257 215V216H258ZM263 215V214H262ZM227 216V215H226ZM237 216V215H236ZM239 216V215H238ZM242 216V215H241ZM213 217V216H212ZM211 217V218H212ZM219 217V216H218ZM251 217V216H250ZM259 217H261V215L259 216ZM132 218V217H131ZM214 218H215V216H214ZM220 218H222V217H220ZM224 218V217H223ZM252 218V217H251ZM215 219H217V218H215ZM219 219V218H218ZM242 219V218H241ZM128 220V219H127ZM127 220H125V221H127ZM138 220V219H137ZM214 220V219H213ZM256 220V219H255ZM260 220V219H259ZM263 220V219H262ZM136 221V220H135ZM173 220H171V222H172ZM209 221H212V220H209ZM217 221V220H216ZM226 221H230V220H227L226 219ZM253 221H254V218H253ZM253 221H251V222H253ZM258 221V220H257ZM137 222V221H136ZM214 222V221H213ZM217 222H222V219L221 220H218ZM250 222V221H249ZM248 222V223H249ZM173 223V222H172ZM229 223V222H228ZM227 223V224H228ZM256 223V222H255ZM260 224H261V226H262V228H263V230H262V232H261V235H260V238L259 239H255V240H251V241H248V242H246V243H240L241 245H242V247H243V245H244V247H243V251H244V253L246 254H244L246 257V264H259L258 262H256L257 260H259V257H257V256H255L257 253H259V252H261L260 251V249H262L264 246H262L263 245V242H264V222H259ZM82 224V223H81ZM122 224V223H121ZM232 224V223H231ZM230 224V225H231ZM247 224V223H246ZM250 224H252V223H250ZM257 224V223H256ZM173 225H176V224H172L171 226H173ZM222 225H224V224H222ZM124 226V225H123ZM135 226H136V224H135ZM221 226V225H220ZM219 226V227H220ZM232 226V225H231ZM132 227V226H131ZM177 227H178V225H177ZM176 227V228H177ZM213 227V229H214V231H216L217 230V226H215V225H213L212 226ZM218 227V228H219ZM234 227V226H233ZM238 227V226H237ZM246 227V226H245ZM116 228V227H115ZM117 228H120V226L119 227H117ZM223 228H224V226H223ZM226 228V227H225ZM122 229V228H121ZM241 229V228H240ZM114 230V229H113ZM115 230H118V229H115ZM120 230V229H119ZM131 230V229H130ZM138 230V229H137ZM136 230V231H137ZM176 230V229H175ZM211 230H212V228H211ZM224 230V229H223ZM133 231V230H132ZM134 231H135V229H134ZM222 231V230H221ZM109 232H111V231H109ZM138 232V231H137ZM218 232V231H217ZM224 232V231H223ZM239 232V231H238ZM246 232V231H245ZM112 234V233H111ZM114 234L116 235V232H114ZM125 234V233H124ZM130 234V233H129ZM161 234H164L163 232H161ZM214 234H215V232H214ZM219 234V233H218ZM224 234V233H223ZM231 235V234H230ZM229 235V236H230ZM241 235V234H240ZM117 236V235H116ZM116 236H114V237H116ZM119 236V235H118ZM120 236H124V235H120ZM127 237H128V233H127ZM133 237V236H132ZM215 237V236H214ZM217 237V236H216ZM136 238V237H135ZM236 238V237H235ZM128 239H131L130 237L128 238ZM230 239V238H229ZM242 239V237H240V238H238L237 239V241H238V243H239V240H241ZM88 240V239H87ZM125 240V239H124ZM140 240H141V238H140ZM234 241L236 240V239H233ZM138 242V241H137ZM229 243V242H228ZM92 244V243H91ZM227 244V243H226ZM4 245V244H3ZM235 246H236V244H234ZM233 245V246H234ZM239 245V244H238ZM237 245V246H238ZM0 249H2L3 250V252H0V264H9V263H7L6 262V260L4 259V256H6L5 254H7L6 252H7V250L6 251H4V247H2V244H0ZM97 249V248H96ZM95 249V250H96ZM235 249V248H234ZM240 249V248H239ZM103 249H101V251H102ZM93 251V250H92ZM243 253V252H242ZM90 254V253H89ZM210 254V253H209ZM61 256V255H60ZM261 256H263V259H264V252H261ZM12 259H13V262H14V264H23V261L21 260V258L20 257H18V256H16V255H13V257H11ZM114 258V257H113ZM112 258V256H111V258H109V260H108V262H110V264H113L114 263V261H115V259H113ZM56 259H58V258H56ZM54 260L53 262H52V264H61L60 262H61V258H59L58 260ZM82 259V258H81ZM128 259V258H127ZM114 260V261H113ZM168 260V259H167ZM240 260V259H239ZM65 262V261H64ZM88 263H89V261H88ZM161 263V262H160ZM159 263V264H160Z\"/></svg>","mask_w":264,"mask_h":264}]
</instances>
